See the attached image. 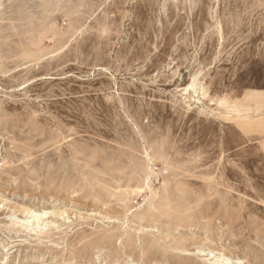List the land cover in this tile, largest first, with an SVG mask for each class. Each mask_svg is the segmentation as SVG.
I'll use <instances>...</instances> for the list:
<instances>
[{
  "label": "rangeland",
  "instance_id": "374dc122",
  "mask_svg": "<svg viewBox=\"0 0 264 264\" xmlns=\"http://www.w3.org/2000/svg\"><path fill=\"white\" fill-rule=\"evenodd\" d=\"M176 1L0 0V264H264V0Z\"/></svg>",
  "mask_w": 264,
  "mask_h": 264
},
{
  "label": "bare ground",
  "instance_id": "6f19581e",
  "mask_svg": "<svg viewBox=\"0 0 264 264\" xmlns=\"http://www.w3.org/2000/svg\"><path fill=\"white\" fill-rule=\"evenodd\" d=\"M175 1L176 0H172V2H174V3H175ZM176 2H178V1H176ZM197 76L193 77L192 82L188 83L184 87V92L187 94V98H188L189 101H191L192 98L194 99V96H195L194 94L197 91V88H196L197 82H198V77ZM199 85H201V84L199 83ZM199 88H201V91H200L199 94L202 97H205L206 98V96H210L211 102H213L215 105H217L219 108L222 109L220 111V114L222 116H224V117H226L228 119L229 118H232V119H236V120H241L242 122L239 123L240 125H244L245 126V125H248V124H250V125L255 124V125H258L259 127H261V128L264 129V112L259 113V114L256 113V115L253 116V117H248V115L250 114V112H252L251 110H253V109L254 110L255 109H264V90H262V89H253V88L252 89H247L246 92L244 91V94L242 96H236V95H233L232 93H228V92L226 94H222V95L213 94V90H211L212 87H210L209 84H206V85L203 84ZM249 100H254V102H250ZM241 128L244 129L243 127H241ZM149 169H151V168H149ZM145 184L148 185V181L145 182ZM154 208H156V206ZM163 211H164V209H163ZM164 212H166V211H164ZM168 213H170V212L168 211ZM34 217H36V219H38V220H41L42 217H43V215L36 214ZM40 226H41V223L40 222H33V223L29 224V227H31V229L32 230H35V231H38L39 228H40ZM179 243L180 242H178L177 244H179ZM153 245H154V243H153ZM157 245H159V244H157ZM145 247H146V244H145ZM147 248H148V246H147ZM157 251H158V249H157ZM223 261L224 260H219L217 263L219 264V262H223ZM193 262H194V260H193ZM177 263H179V262H177ZM185 264H194V263H191V262L188 263V262H186Z\"/></svg>",
  "mask_w": 264,
  "mask_h": 264
}]
</instances>
